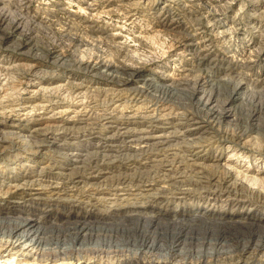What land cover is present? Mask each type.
Segmentation results:
<instances>
[{
    "label": "rangeland",
    "instance_id": "obj_1",
    "mask_svg": "<svg viewBox=\"0 0 264 264\" xmlns=\"http://www.w3.org/2000/svg\"><path fill=\"white\" fill-rule=\"evenodd\" d=\"M163 1L164 0H31L30 3H26L24 0H13L11 8L8 9V11L11 10L9 13H11L13 17L17 15H19V17L21 16L20 26L25 34L33 36L39 53L54 50L62 54L65 61L63 64H53V59L48 56H44L42 59L37 60L31 56H27L25 52L16 48L13 39L8 42H0V120L8 124L12 123L13 125L26 127L29 130L37 129L40 126L44 127L48 124L51 126L64 125L70 127L74 132L73 135H71L73 139L70 141L69 146H66L68 149H63L62 146L57 149L48 148V153L44 154V156L46 155V159H42L39 164L31 162L29 163L30 165L27 164L22 167L18 162H11V158L9 157L11 154H9V156L0 157V184H4V187L0 188V199H5L2 193L9 185L12 186L20 182V180L17 179L20 178L21 175L31 173L27 179H30V182H32L29 185H25V190L27 189L28 191L29 188H31L38 193V188H40V186H37V184L44 183L48 184V187L45 188L46 192H48V189H51V187L57 186L58 189L61 188L62 190L60 193L61 198L64 200L69 199V202L64 204L65 206L54 207V212L70 209L74 210L80 207V211L98 212L97 214H103V217L112 216V220H101L98 224L94 222V220H92L93 222L91 220L87 221L89 222L88 224H92V227L95 225L101 227L98 229H101L100 231H94L95 228L93 229L96 234L92 231L91 235L93 236L91 239L87 237V247L90 248L92 245L91 248H93L95 252L94 254H89L90 257H94L93 260H90L89 264H104V261H106L105 264H110L111 262V264H127L128 262V264H139L140 262L141 264H181L182 261V264H233L231 261L229 262L226 259L227 262H225V260L221 258L214 261L202 260V258H199L201 259L199 260L197 257L194 258L196 244H189V242H186L188 244L184 247H181V245L172 250L165 246V242H163L164 245H162L161 248L155 246V249L149 248V250L147 249L148 247L146 248L144 245H141L143 243V234H134L135 232L129 231L133 230L136 226V220L134 222V219H129V217L126 216L128 214L130 216V214L134 213L136 206H143L140 210H142V214L146 213L144 216L149 213L150 215L148 216H153L149 207L156 203L154 201L156 198L154 197L159 196V200L168 199L171 194L168 192L162 194V190L171 182L173 183L174 181L180 180L179 176H174L171 181L169 180L167 183H162V178L165 174L185 175L194 180L195 176L191 171V169L194 168L193 164L201 163L203 165H210L212 162L204 158L211 157L215 154H219L216 163L220 165L221 168H228L227 166L231 167L234 163H237L240 172H242L238 174L237 178L245 184H250L248 180H250L251 176H255L256 178L262 177L260 167L261 170L264 171V155L259 157L257 153L260 149H262L260 151L264 153V96L256 97L252 101L253 103L243 106L244 110L242 108L240 110L241 112L237 111V114L240 116V122H244L245 125L248 126V129L251 130L249 127L251 122L248 120L247 114L256 107L258 109L261 108V121L259 122L261 131L259 137L250 133L248 137L242 141L243 145L233 143L229 144V147L228 144H223L224 147H221V153L216 152L218 149L216 146L219 144L216 142L209 147L208 151L206 150L207 148H205L203 152L199 154V159L189 156V152H185L186 156L184 152L183 154H177L174 151L176 153L174 159H171L172 157H168V159H164L163 157L159 158L161 154L155 152L145 153L146 155L140 154V152L134 151L138 146L133 145L129 147L126 143H119L118 147L107 152L105 151L104 154H102L99 149L106 145V143L101 139H90L92 136H98L99 138L104 136L103 134L106 130L103 128L104 126H113L114 124V126H116L120 125L122 122L123 124H121V126L147 128L149 123L147 119H144L145 117L158 115L161 119L167 118L170 112H172V107L156 103L155 100L148 96L142 95L139 99L138 97L133 98V94H131L130 91H126L124 87L117 86V83L110 79L109 83H106L104 79L96 75L95 72H92V74L96 76V78L91 75H84L82 72L84 71L83 68L85 65L81 66V71H79L75 66H71L74 60L94 65L98 64L100 61L112 62L118 66L133 65L135 67H140L147 74L156 72L155 70H160L166 72L171 80L179 79L185 74L182 72L181 68L183 65H187L189 69L193 66L192 69L194 71L185 76L186 79L190 80L189 85L195 83L202 84L206 81L207 75L209 77L217 76L222 79L230 78L233 81H239L247 77L250 87L254 89L253 91H255L257 95H261V93L264 94L263 86L255 81L256 74H262L264 71V0H199L200 14L197 18L201 17V20L194 22V18L192 19L188 15L184 18L183 24L184 27H186L189 25H196L198 22L202 21L201 24L208 28L205 34L207 35L208 42H205V44H210L203 52H197L192 57L184 52V40L182 37L180 38L182 30H174L176 33L179 31L178 34H174L173 31H167L170 33H164V31H162L164 29L160 27L158 18L156 17L157 15L153 13V8L160 7ZM171 12L178 13L177 7H173V9L171 7ZM52 13L55 16H53ZM40 20H44V23L40 22ZM62 25H64V28ZM43 27H46L45 31H43ZM3 28L6 30L7 26L1 22L0 29ZM51 28L55 31L53 29L51 30ZM1 33L2 31H0V34ZM65 34L67 35L65 36ZM252 49H255V54L253 53L251 55L252 58L247 60L248 65H253L251 69L246 67L245 64L234 62L237 61L238 55L248 56V52ZM208 53L211 55H207V61L202 63L204 55ZM151 59H154L155 63L149 65ZM3 66L9 67L10 69L6 70L7 68ZM198 69L203 71L197 72L196 70ZM5 71L9 72L8 76L10 79L8 81L4 79ZM68 71H70L69 75L71 74L75 77L68 76V78L66 77V79H68L66 81H62V79L56 81L55 78H53V81L50 80V75L61 76ZM43 72H47V76L43 77L47 83L42 82L39 84V80H37L34 74L42 76ZM63 77L65 78V76ZM67 81L71 83L67 84ZM43 89L48 90L43 91ZM258 101L259 103H257ZM155 104H157L158 108ZM122 105L127 109L124 107L122 108ZM156 109L157 111L155 112L154 110ZM223 128L226 130L225 126H223ZM1 129L4 131L8 130L6 126L1 127ZM229 129L230 128L227 129L228 132ZM230 132H232V128ZM89 133H92V135H87ZM83 134L86 136H83ZM91 143H99L98 145L100 147L89 148L88 145ZM75 149L84 150V162L81 171L83 173L80 172L82 176L79 175V178H74V176L70 178L64 175L62 176L61 172L63 168L66 167L65 163L68 164V152H72ZM231 152L243 156L244 158L245 156H250V162H243L242 158L236 160L237 162L235 159L233 161L230 155L234 154ZM101 154H107L111 157H104V159ZM182 155L184 157L186 156V159H188L187 163L182 162ZM156 159L157 161L154 162L153 160ZM158 160H160L161 163ZM151 161L153 163H151ZM256 161L260 162L258 167L254 165ZM180 162L182 163L180 164ZM19 163L22 164V162ZM188 164L190 167L187 166ZM203 165L197 166V169H201L204 167ZM229 169L235 173L232 167ZM191 175L194 176V178ZM234 175L237 176V174ZM16 176L18 178H16ZM185 176H183V180L186 179ZM21 188H23V185ZM254 188H256L255 190L264 192V184L257 182ZM34 190H32L31 193H35ZM154 192L159 195L155 194L152 196ZM41 197L43 198L45 195ZM54 197L56 198L57 196ZM188 199L190 198L187 196V200L182 201H187L185 204L188 203L189 206H191L190 204H192L191 202L194 199L193 197H191V201ZM195 199H197V197H195ZM4 201L5 200H0V203L3 204ZM177 201L178 200H175V198H170V202L168 203V209L170 211L175 209ZM73 205H76V207H73ZM70 206L72 207L69 209ZM189 206L187 205V208H189ZM179 207H177V209ZM244 212L245 211H243V213ZM123 215L125 217H123ZM140 223L143 224L145 222L143 221V223ZM141 224H139L140 227L144 225L145 230H150L148 232L150 235L147 234V236H159L164 233L163 230H161L163 229L161 226H159L160 228H157L158 231L156 230L155 232V227L147 228V224ZM127 227L129 229H127ZM123 229L126 233L122 232ZM169 229L172 228L170 227ZM97 231L100 232V236ZM166 233L171 234L170 232ZM101 237L106 240H102ZM213 237L215 236L212 235V238ZM198 238L199 243L203 244L208 241H213L214 239H211L209 235L203 234L199 235ZM200 240H205V242H201ZM193 242H195V240ZM168 243L170 244V240H168ZM103 248L104 250H102ZM93 249L88 250L93 251ZM109 249L115 252L112 253ZM143 250L145 251L143 252ZM179 250L180 252H178ZM159 253L161 254L159 255ZM188 253H192V255L190 256ZM114 254L116 257L113 256ZM176 254L178 255L177 259L175 258ZM94 255H97L96 258H99L98 261L100 263L98 261L95 263L96 258ZM135 255H137V257H139V255L140 257L144 256L137 258ZM99 256H101V258ZM181 256L183 260H180ZM104 257L106 259H104ZM126 257L131 258L129 259ZM165 257L167 258L165 259ZM159 258L162 259L160 260ZM108 259L110 262H108ZM123 259H125V261H123ZM119 260L121 263H119ZM71 264H74L73 260Z\"/></svg>",
    "mask_w": 264,
    "mask_h": 264
},
{
    "label": "bare ground",
    "instance_id": "obj_2",
    "mask_svg": "<svg viewBox=\"0 0 264 264\" xmlns=\"http://www.w3.org/2000/svg\"><path fill=\"white\" fill-rule=\"evenodd\" d=\"M12 1L13 0H0V20L7 26L6 30H4V28L0 29V31H2L0 34V42H8L13 39L15 47L25 52L27 56H31L37 60L42 59L44 56H48L53 59V64H63L65 61L64 56L54 50L39 53V49L36 41L33 39V36L25 34L20 26L21 16L19 17V15H17L16 17H13L11 13H9L11 10L8 11V9L11 8ZM24 2L30 3L31 0H24ZM198 2L199 0H164L160 7L153 8V13L157 15L156 17L158 18L159 25L162 29H164L162 30L164 33H170L167 31L174 32V30L177 29L182 30L180 38L182 37L184 40V52L191 55V57L197 52H203L210 44H205V42H208L207 35H205L208 28L207 26H203L201 24L202 21L198 22L196 25H185L186 27H184L183 24L184 18L188 15L190 18H194V22L201 20V17L197 18L200 14ZM171 7L172 9L173 7H177L178 13H172ZM53 16L55 15L53 14ZM43 21L44 20H40V22L44 23ZM63 26L64 25H62V27ZM43 28V31H45L46 27ZM52 29L53 28H51V30ZM178 32H174V34H178ZM66 35L67 34H65V36ZM254 50L255 49L250 50L248 52V56L238 55L237 61L234 62L245 64L246 67L251 69L253 65H248L247 60L252 58L251 55L253 53L255 54ZM207 55L211 54L208 53L204 55L202 63L207 61ZM153 63H155V60L151 59L149 65ZM83 65H85L83 68L84 71L82 72L84 75H91L96 78V76L92 74V72H95V74L102 77L106 83H109L110 79L117 83V86L124 87L126 91H130L131 94H133V98L138 97L139 99L142 95L148 96L155 100L156 103L172 107V112H170L167 118L161 119L158 115L145 117L144 119H147V122L149 123L147 128L141 126V128L124 125L121 126L123 122L116 126H114L115 124H112L113 126H104L103 128L106 129L103 134L104 136L101 138L98 136H92V138H90L92 140L95 138L101 139L104 143H106V145L99 149L102 154H104L105 151L107 152L118 147L119 143H126L129 147H132L133 145L138 146V148L134 149V151H138L140 154L155 152L161 154L159 155V158L163 157L164 159H168V157H172L171 159H174V155H176V153L183 154V152H189V156L199 159V154L203 152L205 148H207L206 150L208 151L209 147L216 142L219 143L218 146H216L218 148L216 152L221 153V147H224L223 144L229 145L237 143L241 145L243 143L242 141L247 138L250 133L259 137L261 131L259 127V122L261 121V108L258 109L256 107L252 111L249 110L250 112L247 114L248 120L251 122L250 123L248 121L250 123L249 127L251 130L248 129V126L245 125L244 122H240V116L237 114V111H240L245 104H251L256 97L264 96L263 93H261V95H257V93L253 91L254 89H252L253 87H250L247 77L239 81H233L230 78L222 79L217 76L209 77L207 75L206 81L202 84L195 83L193 85H189L190 80L186 79L185 76L186 74L194 71L192 69L193 66L189 69L187 65H183L181 68L182 72L185 74L179 79L171 80L166 72H162L160 70H155L156 72L147 74L140 67H135L133 65L118 66L107 61H100L98 64L94 65L74 60V63L71 66H75L77 70L81 71L80 67ZM3 67L7 68L6 70L10 69L9 67ZM196 71L200 72L201 70L198 69ZM69 72L70 71L63 73L61 76L50 75V80L53 81V78H55L56 81L61 79L62 81H66L68 80L66 79L68 76L75 77L71 74L69 75ZM42 74V76L34 74L37 80H39V84L42 82L47 83V81L43 78L44 76H47V72H43ZM8 75L9 72L5 71L4 79L7 81L10 79ZM63 76H65V78ZM255 81L260 83L264 89V71L262 74H256ZM70 83L71 82L67 81V84ZM46 90L48 89H43V91ZM257 103H259V101ZM155 106L158 108L157 104H155ZM123 107L124 106L122 105V108ZM154 111L156 112L157 109ZM3 126H6L8 130H2L1 127ZM223 126L226 127V130ZM228 128H232V132H230V129L228 132ZM73 132L74 131H72L70 127L64 125L51 126L48 124L44 127L40 126L37 129L29 130L26 127L13 125L12 123L8 124L5 121L0 120V157L9 156V154H11V156H9L11 158V162H18V164L22 167L31 162L39 164L42 159H46V155L44 156V154L48 153V148L57 149L62 146L63 149H68L66 146H69L70 141L73 139V136H71L73 135ZM87 135H92V133ZM83 136L86 135L83 134ZM98 144L91 143L88 147H100ZM260 150H258L259 152L257 153L259 157H262L264 153ZM83 152L84 150L78 149L68 152V164L65 163L66 167H64L61 172L62 176L64 175L68 178L73 176L74 178H79V175L82 176L80 172L83 169ZM233 154L234 155L229 154L233 161L234 159L236 161L239 160V158H242L243 162H250V156H245L244 158L243 156L236 155L235 153ZM102 156L104 158L109 157L110 155L108 156L106 154ZM186 156L184 157L182 155V162L187 163L188 159H186ZM218 157L219 154H215L211 157L204 158L209 159L212 162L210 165L194 163V168L191 169L195 176L194 180L186 177L185 175L183 176H185L186 179L183 180L182 175L174 173H172L174 175L165 174L162 178V183H167L169 180L171 181L174 176H179L180 180L174 181L173 179L174 182H171L165 189L162 190V194H166L167 192L171 194L168 199L159 200V196L154 197L156 198L154 201L157 204L155 203L156 205H150L149 207L153 216H148L150 213L144 216L146 213L142 214V210H140L143 206L136 205L135 212L133 211L134 213L130 214V216L127 213L128 215L126 217H129V219L132 220L134 219V222L136 220V226L133 230L129 231H133V233L135 232L134 234H143V243L141 245H144L146 248L148 247L147 249H155V246L161 248V246L164 245L163 242H165V246L172 250L181 245V247H184L188 244L186 242H189V244H196L194 258L197 257V259L202 258V260L214 261L221 258L224 259L225 262H227V259L233 264H264V192L255 190L256 188H254L257 185V182L264 184V171L261 170L260 167L262 177L256 178L255 176H251L250 180H248L250 184H245L237 178L238 174L242 173L239 170V165L237 166V163H234V165L231 166L235 171V173H233V171L229 169L231 167L227 166L228 168H221V166L216 163ZM157 159L153 161L156 162ZM19 162H22V164ZM182 162H180V164ZM151 163L153 162L151 161ZM259 163L260 162L256 161L254 165L258 167ZM200 165H203L204 167L197 169V166ZM187 166L190 167L189 164ZM234 174H237V176ZM30 175L31 173H25V175H21L20 178L16 176V178H18L17 180H20V182L12 186L9 185V187H7L2 193V196H5V199L0 200L5 201L3 204L0 203V264H71L72 260L74 264H89L90 260H93L94 258L90 257L89 254H94L95 252L94 249L91 248L92 245L90 243V248L87 247V237H90L89 239H91L93 236L91 235L93 229L95 228V231L101 227H99V225L92 227V224H88L89 222L87 221L94 220V222H97L98 224L101 220H112V216L103 217V214H97L98 212L92 213L85 212L84 210L80 211V207L71 210L70 208L72 206L69 207L70 210L54 212V207L65 206L64 204H67L69 199L64 200L61 198L60 193L62 190L61 188L58 189L57 186L51 187V189H48V192H46L45 188L48 187V184L44 183L37 184V186H40V188H38V193L31 188H29L28 191L27 189L25 190V185H29L32 182H30V179H27ZM194 176L192 177L194 178ZM3 185L4 184L1 183L0 188L4 187ZM22 185L23 188H21ZM32 190H34L35 193H31ZM155 194L159 195L154 192L152 193V196ZM43 195H45V197L42 198L41 196ZM54 196L57 197L55 198ZM187 196L190 199L191 197L194 199L191 202L192 204H190L191 206H189L188 203L185 204L187 201H182L187 200ZM195 197H197V199H195ZM170 198L178 200L175 209L171 211L168 209ZM187 205L189 208H187ZM73 207H76V205H73ZM177 207L179 208L177 209ZM243 211L245 212L243 213ZM124 215L123 217H125ZM142 220L145 223H143ZM140 222L147 224V228L155 227V232L157 228L159 229V226H161V228H163L161 230H163L164 233L159 236H154L153 233V237L147 236L150 230H145V226ZM139 224L143 225V227H140ZM170 227L172 229H169ZM127 229L129 228L127 227ZM122 232L126 233L124 229ZM166 232H170L171 234H167ZM99 233L100 232H98V235ZM200 233L203 235H209L211 239L214 238L213 241H208L205 244L199 243L198 237L199 235H202ZM212 235L215 237L212 238ZM102 240L105 241L106 239L103 238ZM168 240H170V244L168 243ZM194 240L195 242H193ZM201 242H205V240ZM95 248L97 249L96 246ZM104 248L102 250H104ZM88 249H93V251H89ZM144 251L145 250H143V252ZM188 251L190 252L189 249ZM110 252L112 251L110 250ZM178 252H180V250ZM160 254L161 253H159V255ZM188 254H190V256L192 255V253ZM137 255L135 256L137 257ZM113 256H115V254ZM177 256L178 255L176 254V259ZM99 257L101 258V256ZM166 258L167 257H165V259ZM98 259L99 258L95 259V263H97ZM104 259L106 258L104 257ZM180 260H183L182 256ZM123 261H125V259H123ZM105 262L106 261L103 263L105 264ZM108 262H110V260ZM119 263H121V261ZM139 264H141V262Z\"/></svg>",
    "mask_w": 264,
    "mask_h": 264
}]
</instances>
